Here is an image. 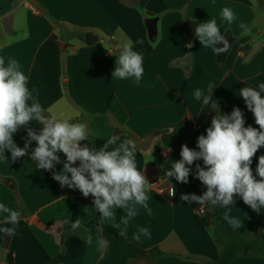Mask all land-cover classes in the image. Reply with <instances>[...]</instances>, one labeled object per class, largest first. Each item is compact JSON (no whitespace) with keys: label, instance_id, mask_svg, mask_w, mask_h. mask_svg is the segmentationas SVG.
<instances>
[{"label":"crops","instance_id":"obj_1","mask_svg":"<svg viewBox=\"0 0 264 264\" xmlns=\"http://www.w3.org/2000/svg\"><path fill=\"white\" fill-rule=\"evenodd\" d=\"M224 7L231 8L237 18L232 24L220 17ZM151 18L157 19L154 38L147 29ZM212 18L222 35L229 31L235 39L223 62L214 51L219 43L205 48L184 28L189 20L198 26ZM241 21L247 25V35L238 27ZM86 32L97 36L93 44L85 43ZM138 39L143 43L138 44ZM125 43L143 56L144 74L139 83L135 78H112ZM0 56L6 62L9 57L18 61L28 77L29 90L35 88L33 95L49 112L42 115L59 118L63 114L69 123L86 124L92 141L89 147L94 150L113 135L118 137L117 144L109 145V150L133 140L138 170L143 172L149 164L158 168L152 179L156 186L146 191L152 215L137 206L138 215L130 221L125 238L112 226L125 215L123 210L113 209L115 217L101 221L93 196L61 187L53 178L54 171L63 169V153H57L61 163L54 170L38 169L31 160L35 141L28 148L29 155L15 161L10 151L0 153V203L20 213L7 248L1 247L6 233L0 231V264H130L144 256L153 257L151 264H206L219 255L214 219L229 233L244 230L264 241V209L258 214L238 195L227 209L181 200L183 194L199 196L206 191L196 178V161L186 165L191 168L188 183L165 174L173 161L181 159L182 145L199 151L197 138L206 135L218 115L217 109L195 99L196 89L208 94L212 85V100L221 115H230L238 107L245 124L259 129L240 90H258L264 83V0H0ZM112 96L127 112L124 124L108 108ZM28 127L39 131L43 125L30 122ZM114 129L119 132L114 134ZM107 130L112 132L110 137L95 143ZM152 133L156 136L148 141ZM13 139L24 147L26 129H18ZM161 149L170 150L168 158L158 154ZM261 155L264 146L252 159L254 176ZM73 166H79V161ZM162 187L166 189L163 193L158 190ZM172 187L176 188L174 197L168 194ZM204 207L206 213L198 214ZM226 211L241 221L239 228L233 229L223 219ZM6 215L0 213V229L12 227L4 223ZM77 219L79 227L73 228ZM139 227H147L151 238L133 241L132 234ZM89 234L91 245L86 242ZM97 235L109 241L102 253L97 251ZM155 248L161 251L157 257L150 253ZM232 264H264V259L245 255Z\"/></svg>","mask_w":264,"mask_h":264},{"label":"clouds","instance_id":"obj_2","mask_svg":"<svg viewBox=\"0 0 264 264\" xmlns=\"http://www.w3.org/2000/svg\"><path fill=\"white\" fill-rule=\"evenodd\" d=\"M222 20L232 24L237 18L233 10L224 7L220 13ZM242 34H248L246 23L239 22ZM195 36L200 45L207 48L217 43L223 47H214V51H227L229 42L221 34L215 18L200 23L195 28ZM142 44V40H137ZM144 74L143 56L133 50L131 43H125L116 57L112 78H135L139 83ZM213 86H208V94L196 89L194 97L206 106L217 109L218 115L212 118L211 126L206 129V135L197 138L195 149L186 144L181 146V159L173 161L171 168L165 173L168 177H175L176 181L188 183L191 168L197 160H203L204 167L196 164V178L206 188L202 195L183 194L182 201L189 204L196 202L200 205L208 203L210 206L220 205L228 208L234 204V196L242 198L258 214L264 209V155H261L256 167V175L251 168L252 159L257 151L264 146V83L257 88L243 87L240 95L243 97L249 111L255 118L259 129L252 126L245 127L244 114L235 107L230 115H221L216 101L212 100ZM36 90L28 87V77L20 70L18 61L14 58L0 56V153L10 151L13 161L29 155L28 148L33 141L36 147L31 152V160L37 162L38 169L54 170L55 164L61 163L58 152L63 153L66 161L60 172H53V178L61 187L67 186L78 189L84 197H94V207L100 213L101 221L115 217L113 209H121L125 215L118 224L112 225L118 229L121 237L127 238L130 221L138 215V207L151 216L152 208L147 203L149 197L146 191L152 184L137 168L136 144L133 140H124L118 146L109 150V145H116L118 137L113 135L99 149L94 150L81 141L89 139L87 126L84 123H69L70 119L58 118L56 115L45 117L47 112L36 95ZM38 95V94H37ZM30 122H39L43 127L36 131L28 127ZM24 127L27 139L24 147L15 143L13 136ZM151 150V149H150ZM167 155V153H165ZM79 161V166H73ZM188 165V166H186ZM70 174V176H69ZM257 176L259 179H257ZM170 196L176 195V188L169 189ZM0 213H6L5 224L12 227L0 229L7 234H13L20 220V213L0 203ZM223 219L233 229L241 226V221L224 213ZM77 219L73 228L79 227ZM142 237L151 238L147 227H139L132 234V240L140 243ZM86 242L91 245L93 236L89 234ZM109 241L96 236L97 251L103 252ZM102 258V256H101Z\"/></svg>","mask_w":264,"mask_h":264},{"label":"trees","instance_id":"obj_3","mask_svg":"<svg viewBox=\"0 0 264 264\" xmlns=\"http://www.w3.org/2000/svg\"><path fill=\"white\" fill-rule=\"evenodd\" d=\"M56 51H58L57 47ZM108 108L121 124L126 122L128 118L127 112L114 96L110 98ZM248 126L249 124H245V127ZM111 134L112 132L107 130L104 135L97 137L94 142L99 143L100 140L110 137ZM83 144L90 146L92 141L85 140ZM196 163L204 167L202 159L197 160ZM212 224L219 255L215 260L208 261L206 264H232L235 259L245 255H255L264 259V241L260 235H254L244 230L229 233L215 219ZM150 253L157 257L161 254V251L155 248Z\"/></svg>","mask_w":264,"mask_h":264},{"label":"water","instance_id":"obj_4","mask_svg":"<svg viewBox=\"0 0 264 264\" xmlns=\"http://www.w3.org/2000/svg\"><path fill=\"white\" fill-rule=\"evenodd\" d=\"M197 27V23L193 20H189L184 24V28L186 30V34L189 36H192L195 34V28ZM147 29L149 32V36L150 38H154V36H156V32H157V19L156 18H151L148 21L147 24ZM225 39L229 42V47L227 49V51L223 52V53H219L217 55V60L219 62H223L226 58V56L228 55L233 42H234V37L231 35V33L229 31H227L224 35ZM97 40V36L94 35L92 32H86L85 36H84V41L86 44H93L95 41ZM219 47H223L222 43H219ZM257 47L253 48L246 57V61L249 60L251 58V56L256 52ZM73 123V121L71 122ZM117 129H114V134H116ZM156 136V133H152L148 136V141H152V139ZM142 174L146 177V179L148 181L154 179L157 177L158 174V168L156 165L154 164H149L145 167V169L143 170ZM10 242V234H4L3 236V242L1 244V247L7 248ZM197 260L205 263L204 259H201L199 257H197ZM153 261V257L152 256H144V257H139L136 258L134 260H132L130 262V264H151Z\"/></svg>","mask_w":264,"mask_h":264},{"label":"built area","instance_id":"obj_5","mask_svg":"<svg viewBox=\"0 0 264 264\" xmlns=\"http://www.w3.org/2000/svg\"><path fill=\"white\" fill-rule=\"evenodd\" d=\"M108 53H110V51L108 52ZM165 153H167V155H165ZM158 154L162 157V158H164V159H166V158H168L169 157V155H170V150H168V149H161V150H159L158 151ZM150 184H152L151 186L152 187H155L156 186V182H155V180H150V181H148ZM169 189L170 188H168V191H169ZM159 190V192H165L166 191V189L165 188H159L158 189ZM197 213L198 214H201V215H204L205 213H206V209H205V207L204 208H201V209H198L197 210Z\"/></svg>","mask_w":264,"mask_h":264}]
</instances>
